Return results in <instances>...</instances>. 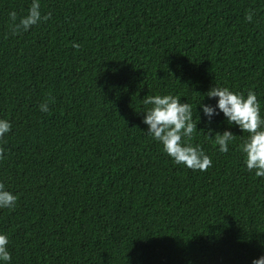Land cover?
I'll return each mask as SVG.
<instances>
[{
  "label": "trees",
  "instance_id": "1",
  "mask_svg": "<svg viewBox=\"0 0 264 264\" xmlns=\"http://www.w3.org/2000/svg\"><path fill=\"white\" fill-rule=\"evenodd\" d=\"M0 0V208L7 264H250L264 253V177L247 133L198 102L256 94L264 118V0ZM252 11V21L246 12ZM76 44L77 47H73ZM191 105L204 171L174 164L142 123L145 96ZM47 103L48 111L39 105ZM236 135L228 151L216 133Z\"/></svg>",
  "mask_w": 264,
  "mask_h": 264
},
{
  "label": "clouds",
  "instance_id": "2",
  "mask_svg": "<svg viewBox=\"0 0 264 264\" xmlns=\"http://www.w3.org/2000/svg\"><path fill=\"white\" fill-rule=\"evenodd\" d=\"M12 21L13 34L26 31L32 25L49 18V14L41 15L39 0H31L26 14L17 21L15 11L8 13ZM253 12H246L244 19L251 22ZM73 47H77L73 44ZM209 98L215 97V104L198 102L203 115L207 120L212 116L222 113L229 125L235 123L241 133L247 136L241 141L239 150L243 154L244 165L252 171L255 177H264V118L260 115V103L256 94L248 90L241 94L230 90L228 87L213 86L204 94ZM178 96L171 94L145 96L143 104L146 107L142 112V123L147 126L146 134L157 141L164 153L174 164H182L188 169L204 171L211 166V160L199 145L186 142L191 139L196 123H193V110L191 105L180 102ZM41 112H47V103L39 106ZM10 122L0 119V136L10 131ZM236 135L227 129L216 133L215 144L221 153L227 152ZM17 197L0 184V208H12ZM8 236L0 233V264H7L10 253L7 249ZM250 264H264V253L252 258Z\"/></svg>",
  "mask_w": 264,
  "mask_h": 264
}]
</instances>
